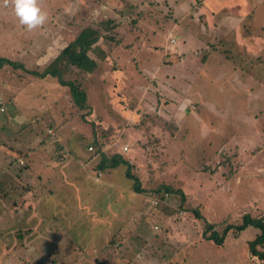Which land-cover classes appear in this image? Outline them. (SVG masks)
Listing matches in <instances>:
<instances>
[{
    "label": "rangeland",
    "instance_id": "rangeland-1",
    "mask_svg": "<svg viewBox=\"0 0 264 264\" xmlns=\"http://www.w3.org/2000/svg\"><path fill=\"white\" fill-rule=\"evenodd\" d=\"M109 1L114 11L102 0H40L48 21L29 31L12 4L0 0V56L31 65L41 53L35 60L39 68L81 27L96 24L100 11L105 13L99 22H113L109 30L99 25L113 40L108 61L99 62L85 82L90 108L81 114L89 112V121H82L74 106L66 107V95L57 101L64 87L40 77L23 101L40 102L47 111L30 110L11 121L15 130L8 127L17 129L15 145L19 140L27 145L24 136L31 133L38 134L39 146L45 137L57 145L54 134L66 131L61 142L68 147L70 171L55 173L47 167L45 189L27 197L30 205L21 203L27 201L23 194H14L28 183L0 175V264H98L99 259V264H260L247 247L255 228L228 233L224 247L204 242L207 247L197 249L204 221L180 206L179 195L134 192L122 166L97 170L100 156H93L95 146L88 150L87 137L92 120L104 151H121L143 188L164 184L182 189L207 221L239 224L244 213L264 217V46L259 44L256 56L248 47L240 52L233 42L226 53L209 36L219 32L218 24H206L213 19L198 13V4L190 0ZM255 3L256 14L264 13V0ZM176 15L181 26H174ZM175 53H182L180 60ZM42 87L50 93L36 96L33 89ZM10 108L6 104L5 119ZM49 122L56 131L47 136ZM8 130L0 127L4 136ZM13 197L19 210L12 209ZM112 234L119 243L114 244L115 260L111 253L100 254ZM128 236H133L132 248L124 244ZM173 248L176 255L170 254Z\"/></svg>",
    "mask_w": 264,
    "mask_h": 264
},
{
    "label": "trees",
    "instance_id": "trees-1",
    "mask_svg": "<svg viewBox=\"0 0 264 264\" xmlns=\"http://www.w3.org/2000/svg\"><path fill=\"white\" fill-rule=\"evenodd\" d=\"M102 2L103 3L101 5H104V7L105 5H109V9H112L109 0H102ZM112 11L114 10L112 9ZM104 13L105 11H100L98 13L100 17H97L99 20H97L96 24H88L81 27L73 36V38L63 47H61L59 51L55 53V56H53V58L49 60V62L43 68H39L38 65L33 64L27 65L28 63L24 60L0 56V69L4 67H10L16 75L17 80L23 77L21 72H23V75H26V77L30 78L41 77L56 80L57 83L61 87H64V90H66L65 95L67 96L68 100V103H66V107H68L70 103L69 108H73L74 106V108H76L75 114H80L82 121L88 122L89 120L87 118V114L89 112L81 114V111L86 108H90L87 99L88 95L85 88V82L87 80L86 78L88 74L93 73L97 69V67L99 66V62L108 61L106 57L110 49L109 43L113 42L112 38L109 37L108 34H104L102 32V28L99 27V25H102L104 23V26L109 27L104 28V30H109L110 26H112L113 22L109 20V18L105 21L101 20V22H99ZM2 103L3 99L0 98V105ZM0 112H3V110H0ZM96 124L97 123L94 122L92 123V120L90 121L91 132L89 137H87L89 138L87 148L90 147L91 149L88 150H93V147L95 146L96 152L93 151V153L96 154H92L93 156H100L99 161L96 162L97 170L114 169L122 166L125 172V177L131 181V187L134 192L141 193L146 190L147 193L150 192L152 195H158L160 192H164L165 194L175 193L179 195L180 206L183 207L184 210L191 212L195 219H201L204 221L203 228L199 232L200 236L195 243V247L197 249L198 245H200V247H207L203 245L204 242H211L217 247H224L225 239L228 233L236 236L239 232L247 227L255 228L257 230V233L254 238L247 241V247L250 255L252 257H256L260 261V264H264V217L262 215L252 216L249 213H244L241 216V222L239 224L226 223L225 221H207L199 212L198 207H192L188 204V202L186 201V195L182 189H175L170 185L164 184H158L157 186H155V188H143L138 175L132 173L131 171L132 164L130 163V161L125 159L124 156H122L121 151L113 152L110 154H107L104 151L105 145L103 141H100L101 137L96 129ZM75 161L78 162L77 159ZM19 168L21 170L27 168V166L21 165L19 166ZM101 215H103V213H101ZM96 220V222H99L100 218H97ZM92 221L93 220H91V222ZM224 222L226 224L222 227V229H219V227L224 224ZM155 229H157L156 226ZM113 235L115 234L107 237L103 247L100 248V254L108 253L109 256V253H111L113 259L115 260L117 258L115 257L114 253L116 251L114 244L119 243L116 241L117 236L114 237ZM135 238L138 239L137 236ZM132 241L133 236H128L124 239V244L132 248L130 245V242L132 243ZM175 251L176 250L174 249L170 254L173 255ZM178 253L180 254L181 252ZM142 256H144V254ZM160 258L161 256L158 257V259ZM99 261L100 259L96 261V263L99 264Z\"/></svg>",
    "mask_w": 264,
    "mask_h": 264
},
{
    "label": "crops",
    "instance_id": "crops-1",
    "mask_svg": "<svg viewBox=\"0 0 264 264\" xmlns=\"http://www.w3.org/2000/svg\"><path fill=\"white\" fill-rule=\"evenodd\" d=\"M190 2L191 4L193 3L198 4L199 6L197 7L198 13L201 12L202 14H204L203 17H209L210 19H213V22L205 21L206 24L208 23L210 26H214V27H216L218 24L219 32L216 34L212 32L209 36L211 38V41H216L218 44H220L223 51H225L226 53L230 52L232 46L231 43L233 42H236V46H239L240 52L246 51L245 48L248 47L250 50H252V53H256L255 54L256 56H257V52L259 51L258 48L259 44H262V46H264V27H263L264 13L256 14L257 9L259 8L257 6L259 3L257 4L255 3L256 0H190ZM192 12L193 11L189 13L191 17H192ZM225 18L229 20L225 22ZM173 23L174 26H176V24L181 26V24H179L178 15L173 17ZM203 28L206 30L205 26ZM223 28H226V30L225 29L223 30ZM172 39L173 42L169 41V43L174 44L175 39L174 38ZM69 41L70 40H68L66 43H68ZM65 44H63L61 47H63ZM40 55L41 53L33 58L32 60L33 65H35L36 63L35 60L41 58ZM175 55L177 57L180 55L179 58H176L177 60H180L182 53L180 54L175 53ZM250 59L257 61L260 60L253 58ZM1 71L6 72L5 74H0V98L4 100V102L0 105V108L2 109L4 108L3 112H0V115H4V118H0V127L3 132L8 130L9 128L12 129V127L15 130L16 124L11 123V121L14 120L19 121L20 120L19 118H23L21 116L24 115L25 113H29L30 110H33V113L36 114H39V112L40 114L45 113L47 110L42 111L45 105L40 102H37L35 104L33 103L29 104L23 101L24 98L28 96V92H26V90H28L29 88L30 90L32 89L31 87L34 86L37 80L36 78H30V77L25 78V76H23L24 78L21 77L20 79L17 80L16 75L10 68L4 67L0 69V73ZM12 79L14 81H12ZM37 89L35 88L33 89V92L36 96H39L42 93H47V94L50 93V90H48L47 87H42ZM65 94H66V90H64L63 92L61 91L57 97V101L58 99H61L62 96ZM5 101L7 102L8 105L11 106V108L9 109L10 116L8 119H5V117L7 116ZM49 103L53 105V103H56V100H53ZM263 110L260 111V113H262ZM28 122L30 123L33 121L28 120ZM27 124L28 123H26L25 125ZM61 124L62 123H60V125ZM57 129H61V128H57ZM16 131L8 130L9 133L7 136L6 135L4 136L3 133L0 132V175L3 176V172H4L5 175L8 176V178L12 177L14 179L12 183H15V180L17 182L25 181L26 183H28L27 184L28 187L26 186L25 191L14 193L16 194L15 196H19L20 194H23V196H25L27 199V197L29 196H36L35 195L36 191L40 193V190L45 189L44 188L45 180L43 177V172L47 167H49L50 170L52 169L53 172L55 173H57L58 170H67V169L69 170L70 165H68V162L70 161L69 159L66 158L68 147H63L62 146L63 143L61 142L63 139V132L66 131L57 132L55 135L54 134L56 131L55 127H52V124L50 123L47 124V130H46L47 136L54 134L55 137L54 141L57 143V145L54 143H50L47 140L44 141L46 137L43 139L42 136H40L41 137L40 139H43L42 140L43 142H41L42 145L40 146L38 144L40 143V140L37 139L38 137L37 133L36 134L31 133L30 135H26V136H30L29 138L24 136V139H28L27 145H25V143L21 144L20 143L22 142L21 140H19L16 145L12 144L13 135H16L17 133ZM71 131L75 132L74 130ZM33 150H34L33 154H35L36 156L32 155V157L27 160L26 158L28 154H31ZM64 151H66V153ZM37 152L41 153L43 156H38ZM69 156L71 157V155ZM52 158L53 159L55 158L56 160L53 161ZM57 158H62V159L57 160ZM19 160H21L22 162L25 161L24 165L27 166V168L22 169L23 171H20L19 167L18 168L15 167L16 164L19 166L18 164ZM29 160H32L31 163L30 162L28 163ZM37 166L38 168L36 170L32 169V167L36 168ZM1 178L4 179V176ZM30 182L34 184V186L31 187ZM2 184L3 183H0L1 188H2ZM20 196L18 198H20ZM16 203L17 200L14 199L12 202L13 204L12 206H14V208H12L13 210L20 209L16 207L17 205ZM21 203L22 204L26 203L30 205L29 203L31 202L28 199L27 201L24 199L22 200Z\"/></svg>",
    "mask_w": 264,
    "mask_h": 264
},
{
    "label": "clouds",
    "instance_id": "clouds-1",
    "mask_svg": "<svg viewBox=\"0 0 264 264\" xmlns=\"http://www.w3.org/2000/svg\"><path fill=\"white\" fill-rule=\"evenodd\" d=\"M9 3L19 23L29 31L43 27L48 21V13L42 8L40 0H3L5 6Z\"/></svg>",
    "mask_w": 264,
    "mask_h": 264
},
{
    "label": "built area",
    "instance_id": "built-area-1",
    "mask_svg": "<svg viewBox=\"0 0 264 264\" xmlns=\"http://www.w3.org/2000/svg\"><path fill=\"white\" fill-rule=\"evenodd\" d=\"M0 110H3L2 108H0ZM88 149H91L90 147H88ZM20 163H23L21 160H20Z\"/></svg>",
    "mask_w": 264,
    "mask_h": 264
}]
</instances>
